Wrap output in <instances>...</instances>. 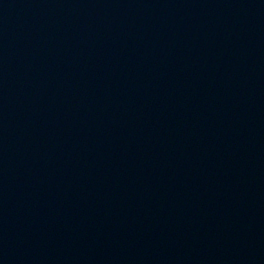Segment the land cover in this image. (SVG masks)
<instances>
[{
	"label": "water",
	"instance_id": "95a60500",
	"mask_svg": "<svg viewBox=\"0 0 264 264\" xmlns=\"http://www.w3.org/2000/svg\"><path fill=\"white\" fill-rule=\"evenodd\" d=\"M0 264H264V0H0Z\"/></svg>",
	"mask_w": 264,
	"mask_h": 264
}]
</instances>
